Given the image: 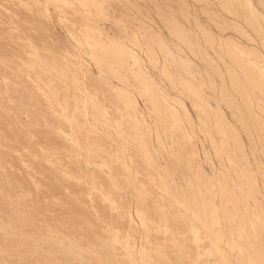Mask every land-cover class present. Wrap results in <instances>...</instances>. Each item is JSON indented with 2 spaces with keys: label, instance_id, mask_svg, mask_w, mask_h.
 Masks as SVG:
<instances>
[{
  "label": "bare ground",
  "instance_id": "1",
  "mask_svg": "<svg viewBox=\"0 0 264 264\" xmlns=\"http://www.w3.org/2000/svg\"><path fill=\"white\" fill-rule=\"evenodd\" d=\"M262 103L264 0H0V264H264Z\"/></svg>",
  "mask_w": 264,
  "mask_h": 264
},
{
  "label": "rangeland",
  "instance_id": "2",
  "mask_svg": "<svg viewBox=\"0 0 264 264\" xmlns=\"http://www.w3.org/2000/svg\"><path fill=\"white\" fill-rule=\"evenodd\" d=\"M50 1H52V0H50ZM41 9H42V11H43V13H42V15H44V13H46V7H45V5H43V7H41ZM23 10L25 11V7L23 8ZM41 14H38L37 15V18L39 19V20H43V17L44 16H42ZM46 15V14H45ZM44 19H47L46 17H44ZM111 18H106V19H103L102 20V22H101V24H100V26L103 28V27H108V26H111L112 24H111ZM204 23H206V21L204 22ZM203 23V24H204ZM226 23V24H225ZM54 24V25H53ZM111 24V25H110ZM224 24L225 25H230V26H233L234 28H235V24H237V23H233L232 22V24H231V22H228L227 23V21H225L224 22ZM224 24H222V26L224 27L225 25ZM205 25V24H204ZM229 26V27H230ZM43 27H46L45 29H47L49 32H50V29L51 30H53V31H56V32H59V33H61L66 39H68V41L70 42V43H66L67 45H69L70 47H72V49L74 50L75 49V46H74V43L76 42L75 41V39H74V37H73V35L72 34H70V33H67V31L62 27V25L59 23V21L58 20H56L55 19V21H53V22H51L50 20H45L44 22H43ZM233 27L231 28H229L228 30H226V35H227V33H228V36H226L225 35V37L227 38V37H229V35H235L238 39H241V40H244V38H245V36H242V35H239L240 33H236L235 31H239V28L238 27H236V29L237 30H235V29H233ZM215 29H217L216 27H214ZM233 29V30H232ZM235 30V31H234ZM211 31V30H210ZM242 38H241V37ZM59 38L61 39V37L59 36ZM60 39H56L55 41L60 45L59 47H65L64 46V44H63V41H64V38L62 37V40L63 41H61ZM58 47V48H59ZM262 95H263V93H262ZM260 96L261 98H263V96ZM262 105L264 106V104L262 103ZM203 156H204V154H203Z\"/></svg>",
  "mask_w": 264,
  "mask_h": 264
}]
</instances>
